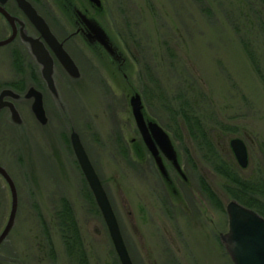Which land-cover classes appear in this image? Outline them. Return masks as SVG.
Wrapping results in <instances>:
<instances>
[{
  "label": "rangeland",
  "instance_id": "obj_1",
  "mask_svg": "<svg viewBox=\"0 0 264 264\" xmlns=\"http://www.w3.org/2000/svg\"><path fill=\"white\" fill-rule=\"evenodd\" d=\"M35 2L60 38L79 22L95 28V38L67 42L82 75L74 80L58 68L53 89L31 58L23 66L18 43L0 47V96L23 88L14 89L20 121L0 111V165L19 201L0 254L24 264H77L59 225L70 210L89 264H122L75 155L77 132L134 264H234L221 235L236 200L218 166L264 184V0H101L99 8L89 0ZM6 26L0 16V41ZM30 86L44 93L46 125L23 99ZM137 94L146 120L169 136L176 165L144 143L131 105ZM182 105L201 119L205 135L191 132ZM234 138L247 146V168L231 148ZM12 203L0 175V234Z\"/></svg>",
  "mask_w": 264,
  "mask_h": 264
},
{
  "label": "water",
  "instance_id": "obj_2",
  "mask_svg": "<svg viewBox=\"0 0 264 264\" xmlns=\"http://www.w3.org/2000/svg\"><path fill=\"white\" fill-rule=\"evenodd\" d=\"M23 10L28 14L32 22L42 33V36L48 41L54 49L56 56L65 66L66 70L72 77L79 76L78 69L71 58L65 51L63 45L59 43L57 38L51 32L45 20L37 13V10L28 0H17ZM96 7H101V0H89ZM7 0H0V12L14 24V18L5 10L4 5ZM95 28H91L93 32ZM15 39V33L8 39L0 41V47H4L12 43ZM32 49L38 61L44 66L42 75L48 86L53 89L54 80L52 76L53 65L49 52L44 45L37 40L31 38ZM5 97L18 98V96L10 89L4 90L0 96V111L8 107L12 112V117L20 121L18 111L12 102H5ZM26 99H34L32 111L41 125L48 123L46 110L44 107L43 94L35 87H31L26 95ZM134 118L143 141L149 151L155 158H159L163 154L167 159L177 164L176 153L173 144L167 133L157 123L147 121L144 115L143 100L140 95L131 98ZM71 141L73 149L81 170L86 181L94 194L95 200L107 223L112 241L118 253L122 264H134L121 228L113 210L108 195L99 179V176L93 167L89 156L82 144L81 138L77 132H72ZM231 148L235 154L238 164L241 168H247L249 165V154L245 142L240 138H234L230 142ZM0 175L7 181L12 193V210L9 221L0 234V246L7 239L15 226L18 212V192L16 184L8 171L0 165ZM227 213L229 216V232L221 235V242L234 264H264V217L256 211L242 205L237 201H231L227 205ZM0 260L7 263L24 264L21 260L0 254Z\"/></svg>",
  "mask_w": 264,
  "mask_h": 264
},
{
  "label": "flooded vegetation",
  "instance_id": "obj_3",
  "mask_svg": "<svg viewBox=\"0 0 264 264\" xmlns=\"http://www.w3.org/2000/svg\"><path fill=\"white\" fill-rule=\"evenodd\" d=\"M28 1L37 10V13L45 20V22L49 26V28H50L51 32L53 33V35L57 38L59 43H61L63 45V48L65 49V51L73 59L75 65H76V67L78 69V73H79V76H76V77H73V78H74V80L79 79L80 75H82L81 74V66L79 65V63L75 60L74 56L68 50V48L66 46L67 42H69L71 39L77 38V36H80V39L84 40L85 42H86V40L90 42L91 40H94L95 35L93 34V32L91 30H89L87 24L85 25L84 22H79V23L76 24L75 33L68 34L63 39L60 38L56 34L54 28L52 27V24L48 21V19L44 15L41 14V12L35 6V4H36L35 0H28ZM4 8L14 18V24L10 23L9 20H7V18L0 12V16L4 19V21H5L6 25H7L6 27L8 29L7 30L8 35L5 36L4 39H2V40H6V39L10 38L15 33L14 41L12 43H10L9 45L5 46V47H8V46H10V45H12L14 43H18L19 47L17 48L15 54L16 55H18V53L20 54V57L22 58V62L25 64V65L23 64V66L28 65L29 64L28 62L31 61V59H32L34 61V64L38 67L40 73L42 74V72H43L44 66L38 61L37 57L35 56V54L33 52L31 41L28 40L29 38H31V39L37 40L41 44H43L45 49L49 52V55L51 57V63L53 65V72H52L53 78L55 77V74H56V71H57L58 68L62 69L69 76L70 74L68 73V71L66 70V68L62 64V62L56 56L54 49L51 47V45L48 43V41L42 36V33L38 30V28L32 22V20L28 16V14L20 6L19 2L17 0H7V2L4 5ZM25 50L28 52L27 56L24 55L25 54ZM17 70H18V68H17ZM42 77H43V75H42ZM43 79H44V77H43ZM31 87H35V86H30L27 89V91L24 92L23 99H25L26 101L30 102V106H31V109H32V105H33L34 99L33 98L32 99H26L24 97ZM35 88L37 90H39L40 92H42L37 87H35ZM14 89L19 90V92H22L21 90H23V88L21 86H19V85H15L14 88H12L11 90H13V92H14L15 91ZM19 98H20V96H18V98L5 97L3 99V101L12 102L14 104V106L16 107V103H17L16 100L19 99ZM43 100H44V105H45L44 93H43ZM13 101H15V102H13ZM4 109L7 110L9 108L5 107V108H3V110ZM70 212L71 211L69 210V212H68L69 218H67L66 221L64 220V215L63 214H61L59 216V221H60L59 225H60L61 231H62L61 235H62V237L65 240L64 242L67 241L68 243H70V242L74 243V242H76V239L78 238V233L77 232L79 230H78L77 224L75 223L74 215H73V213H70ZM65 244L66 243H64V245ZM65 248H66V251L68 253L66 245H65Z\"/></svg>",
  "mask_w": 264,
  "mask_h": 264
},
{
  "label": "trees",
  "instance_id": "obj_4",
  "mask_svg": "<svg viewBox=\"0 0 264 264\" xmlns=\"http://www.w3.org/2000/svg\"><path fill=\"white\" fill-rule=\"evenodd\" d=\"M251 57L254 64H256L257 68H259L260 66L255 56L253 55ZM261 77L264 80L263 75H261ZM190 109L191 107L186 109L184 105H182L181 109H179L181 110V117L183 118L184 122H186V124L190 125V127L192 128L191 132L194 135H205L206 129L203 125V122L198 116L193 114ZM207 145L210 146L211 144L207 143ZM219 172L227 179L226 189L228 193L231 194L236 201L256 211L264 217V184H256L245 180L241 178V176L238 175L237 172L229 170L224 165H219ZM202 188L209 195V198H211L213 201L218 200L217 195L207 184L203 183ZM262 206L263 208H261ZM68 212L69 210L67 212H64L63 214L65 221L67 218H69ZM77 233L78 238L76 239V242H65L68 250V255L73 260H75L77 264H89L88 255L84 248L85 244L84 240L82 239L81 232L78 231ZM0 264H4V262L0 260Z\"/></svg>",
  "mask_w": 264,
  "mask_h": 264
}]
</instances>
